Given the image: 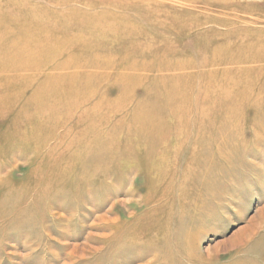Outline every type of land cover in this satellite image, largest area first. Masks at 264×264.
Instances as JSON below:
<instances>
[{"label": "rangeland", "instance_id": "rangeland-1", "mask_svg": "<svg viewBox=\"0 0 264 264\" xmlns=\"http://www.w3.org/2000/svg\"><path fill=\"white\" fill-rule=\"evenodd\" d=\"M0 264H264V0H0Z\"/></svg>", "mask_w": 264, "mask_h": 264}, {"label": "bare ground", "instance_id": "bare-ground-1", "mask_svg": "<svg viewBox=\"0 0 264 264\" xmlns=\"http://www.w3.org/2000/svg\"><path fill=\"white\" fill-rule=\"evenodd\" d=\"M220 155V154H219ZM230 155V154H229Z\"/></svg>", "mask_w": 264, "mask_h": 264}]
</instances>
